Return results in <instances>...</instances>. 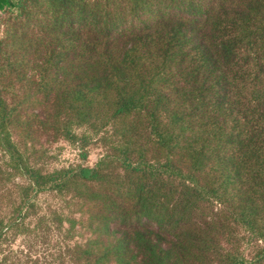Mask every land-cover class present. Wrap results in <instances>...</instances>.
Wrapping results in <instances>:
<instances>
[{
  "label": "rangeland",
  "instance_id": "374dc122",
  "mask_svg": "<svg viewBox=\"0 0 264 264\" xmlns=\"http://www.w3.org/2000/svg\"><path fill=\"white\" fill-rule=\"evenodd\" d=\"M62 2L25 0L24 7L0 11V264H141L136 232L169 247L174 228L168 218L171 209H182L183 200L196 202L194 218L204 230L201 234L198 230L196 237L193 228L189 231L196 239L189 264H237L235 258L264 264L260 260L264 237L235 222L236 210L229 199H218L207 191L196 197V189L180 190L181 177L194 184L203 176L195 178L197 171L185 166L183 155L190 142L209 139V134L202 135L208 130L206 115L189 117L188 110L177 107L175 112L184 117L185 125L199 127H184L182 120L172 127L168 119L161 124L163 116L157 123H141L139 116L125 120L112 116L114 104L94 100L83 104L82 99H74L84 86L90 89L91 65L103 61L105 45L110 43L117 54L126 48L121 29L123 23L128 26L130 0H70L72 23L56 19ZM201 4L203 12L193 21L186 11L196 7V1L181 6L167 0L159 27L197 35L210 48L224 32L237 35L234 32L239 30L250 33L248 38L256 33L243 25L251 11L227 16L232 9L255 7L256 20L264 17V0H204ZM175 6L178 25L170 18ZM111 19L116 29L108 28ZM132 24L133 30L145 26L137 21ZM210 26L216 30L202 35ZM241 45L243 55L237 48L230 51L235 59L223 76L229 82L240 74L239 81L226 86L229 95H234L235 102L248 101V96L264 106V67L255 57L260 49ZM83 66L87 78H75ZM78 84L82 86L77 88ZM178 87L186 93L183 85ZM156 128L164 138L162 149ZM182 128L184 137H177ZM169 135L175 137L168 139ZM177 143L181 159L174 150ZM121 162L125 167L160 162L154 172L158 179L149 174L146 185L151 191L149 205L160 202L165 208L166 226L157 229L160 214L156 208L145 215L132 212L135 203L131 199L144 183L136 173L124 171ZM83 168L93 169L96 178L82 180L78 172ZM215 174L209 169L206 177ZM261 205L264 218V201ZM261 224L264 234V221Z\"/></svg>",
  "mask_w": 264,
  "mask_h": 264
},
{
  "label": "trees",
  "instance_id": "16d2710c",
  "mask_svg": "<svg viewBox=\"0 0 264 264\" xmlns=\"http://www.w3.org/2000/svg\"><path fill=\"white\" fill-rule=\"evenodd\" d=\"M69 1L63 0L59 5L60 10L56 14L57 21L75 22L72 18L74 12L69 11ZM173 1L181 6L187 1L190 4L197 2L196 7L187 8L188 19L196 18L204 7L201 4L204 0ZM166 2L167 0H130L128 26L124 27L123 23L121 29L122 36L126 38L122 45L126 48L117 54L112 52L110 43L105 45L103 51L105 50L106 55L102 58L103 61L96 66L93 65L94 63L91 65L90 75H88V78L92 79L90 89L84 86L83 91L76 92L79 98L74 99H82L83 104H88L93 100L114 104L112 116H122L125 120L130 117L133 121L134 116H139L141 123L148 121L157 123L163 116L161 124L165 122L164 119H168L172 127H176L180 120L184 127L188 126L190 129L199 127L191 126V124L185 125L184 117L175 112L177 107L188 110L189 117L206 115L208 118L204 119V124L208 130L203 131L202 135L209 134V139L190 142V148L183 155L185 166L191 171L193 169L197 171L193 172L195 178L203 176L194 184H187L186 179L181 177L180 184L183 188L180 190L184 189L189 192L196 189V197L204 191L209 192L213 197L218 195V199L226 197L234 204L235 222L246 225L256 235L264 237L261 232V222L264 221L261 205L264 201V106L260 101L248 96H245L248 101L235 102L232 100L234 95H229L230 91L226 86L239 81L240 74H237L238 78H231L229 82L223 77L227 73L226 69H230V66H227L228 63L235 59L230 51L237 48L238 53L243 55L245 49L241 44L247 47L256 46L260 49V53L255 57L259 58L260 67L263 69L264 17L261 21L256 20L259 14L255 7L232 9L227 12V16H243L251 11L249 21L243 25L251 30H257L256 33L248 38L250 33H242L239 30L234 32L237 35L224 32L223 36L217 38L215 46L210 45L209 48L204 39L197 35H187L180 30L165 32L159 27L161 16L164 13L162 5ZM21 6H25V0H0V11L19 9ZM177 10L178 7L175 6L170 11L171 21L176 25L180 24L179 18L175 17L174 13ZM83 15L85 13L81 18ZM85 17H88V14ZM132 21L145 24V26L133 30ZM151 21L153 24L149 26L148 23ZM108 28L116 29V22L111 19ZM213 30L216 29L210 26L203 30L202 35ZM86 75L87 71L83 66V70L78 72L75 78H87ZM180 78L187 79L180 82ZM262 80L264 83V79ZM179 85L184 86L186 93H182ZM81 86L82 84H78L76 87ZM214 87L218 88L217 92L213 89ZM221 91H224V94ZM238 103L239 106H236ZM62 109L67 110L68 108L63 107ZM59 119L57 118L55 122ZM156 129L160 142L164 138L160 135L162 134L160 130ZM182 130L183 128L177 137H184ZM167 137L171 139L175 135ZM180 146L181 144L177 143L174 147L178 159L183 157L179 154L182 150ZM158 147L162 149L163 144H158ZM188 153L190 157H187ZM125 162L131 164L129 160ZM121 164L124 171L136 173L140 181L144 183L141 188L135 190L131 199L135 203L134 208L131 209L132 212L145 215L151 209L156 208L154 211L160 214L156 219L157 229L166 226L168 220L162 215L165 208L160 202L155 207L149 205L148 193L151 191L146 185L149 174L157 178L154 172L160 168V162L151 165L141 162L134 167L130 165L125 167L122 162ZM146 168L149 169V173L145 172ZM207 169L216 174L206 177ZM78 176L83 178L82 180H94L97 173L93 169L83 168L78 172ZM47 181L53 180L47 179ZM180 200L181 198L178 199L179 202ZM193 204L196 202L183 200L181 210L171 209L168 219L171 229L174 228V235L169 247L164 248L159 241L153 240L152 237L145 238L143 233L136 232L135 246L142 252L140 257L143 264L191 263L196 239L191 237L189 231L193 228L195 237L199 234L198 230L200 234L204 232L198 219L194 218ZM190 211L192 217H189ZM198 241H203V239L199 237ZM122 242L124 243L123 240ZM260 260L264 262V257H260ZM234 262L253 264V262L238 258H235Z\"/></svg>",
  "mask_w": 264,
  "mask_h": 264
}]
</instances>
